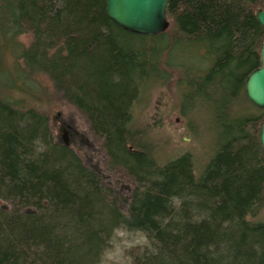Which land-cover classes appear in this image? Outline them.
<instances>
[{
    "label": "trees",
    "instance_id": "1",
    "mask_svg": "<svg viewBox=\"0 0 264 264\" xmlns=\"http://www.w3.org/2000/svg\"><path fill=\"white\" fill-rule=\"evenodd\" d=\"M262 7L168 0V27L141 35L115 24L105 0H0V264H98L115 227L147 240L130 264H264V108L244 94L260 66ZM26 32L28 46L18 39ZM162 59L179 73L183 111L211 116L198 170L191 153L159 164L133 124L135 103L165 78ZM55 96L86 116L110 168L133 178L129 196L54 140L27 102Z\"/></svg>",
    "mask_w": 264,
    "mask_h": 264
},
{
    "label": "rangeland",
    "instance_id": "2",
    "mask_svg": "<svg viewBox=\"0 0 264 264\" xmlns=\"http://www.w3.org/2000/svg\"><path fill=\"white\" fill-rule=\"evenodd\" d=\"M18 39L28 46L31 34L23 33ZM5 62L12 67V56L6 55ZM162 67L166 70L164 80L152 83L135 103L133 124L146 132L145 136L152 142L154 157L159 164L180 154L191 153L195 169L198 170L211 153V116L209 118L204 110H198L196 114L183 111L182 91L178 87L179 73L176 68L165 67L164 59ZM34 78L42 88L52 90L50 80L45 75ZM27 102L37 106L36 109L45 114L54 140L60 143L66 141L67 146L80 156L82 162L98 170L116 196H129L136 185L135 181L123 167L110 168L101 138L91 131L86 116L79 109L59 96H55L50 102L36 98H28ZM257 217L264 220V207ZM146 245L147 240L140 232L115 227L106 240L98 264H130L131 249H143Z\"/></svg>",
    "mask_w": 264,
    "mask_h": 264
},
{
    "label": "water",
    "instance_id": "3",
    "mask_svg": "<svg viewBox=\"0 0 264 264\" xmlns=\"http://www.w3.org/2000/svg\"><path fill=\"white\" fill-rule=\"evenodd\" d=\"M168 0H105V14L119 27L141 35H156L168 27ZM258 23L264 27L263 7L256 11ZM244 94L255 106L264 108V39L260 49V66L246 76ZM259 142L264 151V121L259 130ZM66 144V141H63Z\"/></svg>",
    "mask_w": 264,
    "mask_h": 264
}]
</instances>
